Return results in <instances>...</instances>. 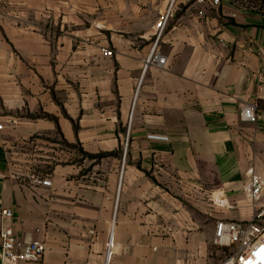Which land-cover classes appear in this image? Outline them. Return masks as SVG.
<instances>
[{"label":"crops","instance_id":"0c3cea01","mask_svg":"<svg viewBox=\"0 0 264 264\" xmlns=\"http://www.w3.org/2000/svg\"><path fill=\"white\" fill-rule=\"evenodd\" d=\"M167 3L0 0V209L45 245L22 264H218L215 222L252 217L264 121L239 111L264 116V13L176 0L145 67Z\"/></svg>","mask_w":264,"mask_h":264},{"label":"built area","instance_id":"2783aa9c","mask_svg":"<svg viewBox=\"0 0 264 264\" xmlns=\"http://www.w3.org/2000/svg\"><path fill=\"white\" fill-rule=\"evenodd\" d=\"M187 2L204 5H219L221 0H185ZM176 0H169L166 7L157 15L153 23L154 40L150 53L145 59L144 66L154 65L163 67L166 56L155 49L156 43L162 37L165 29L175 14ZM203 13L202 9L198 11ZM104 55H111L112 51L101 47ZM261 52L264 54V47ZM241 119L252 123L264 116L258 112V104L254 100H245L239 111ZM35 183L48 186L50 179L47 176L33 174ZM264 189V177L255 172L252 167L246 171V180L243 185V194L253 207V214L249 220L218 219L215 222L213 242L227 248L225 257L218 264H264V198H261ZM215 202L222 207L231 206L224 195L215 197ZM12 210L9 207L0 209V264H22L38 262L45 251L44 242L39 239L30 241L20 240L13 231L10 219ZM114 250V239L109 235L106 243V260L108 261Z\"/></svg>","mask_w":264,"mask_h":264},{"label":"rangeland","instance_id":"374dc122","mask_svg":"<svg viewBox=\"0 0 264 264\" xmlns=\"http://www.w3.org/2000/svg\"><path fill=\"white\" fill-rule=\"evenodd\" d=\"M116 4H120L121 0H114ZM238 5H242L248 8H254L264 13V0H232ZM169 2V0H168ZM158 15V13H157ZM157 18V17H156Z\"/></svg>","mask_w":264,"mask_h":264}]
</instances>
